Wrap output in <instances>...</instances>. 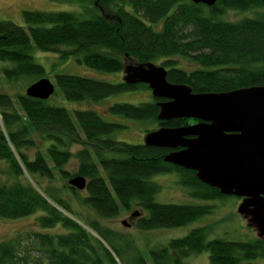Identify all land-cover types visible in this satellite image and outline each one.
I'll list each match as a JSON object with an SVG mask.
<instances>
[{
	"label": "trees",
	"instance_id": "trees-1",
	"mask_svg": "<svg viewBox=\"0 0 264 264\" xmlns=\"http://www.w3.org/2000/svg\"><path fill=\"white\" fill-rule=\"evenodd\" d=\"M81 1L80 12L23 10L24 24L0 18V61L11 63L1 68L7 82L22 79L27 88L45 77V67L33 54L38 49L59 53L63 59L75 57L79 63L106 72L123 71L127 62H153L167 69L169 81L186 84L197 93L264 86L262 0H217L213 6L190 0ZM228 9L254 14L237 21L218 18ZM161 21V29H155L152 24ZM179 58H186L191 66L181 65ZM55 85L66 99L91 103L121 92H152L143 82H113L69 73L57 74ZM159 101L152 95L137 104L116 102L108 111L157 125L147 132L197 120H161ZM125 127L120 121L106 120L93 108L72 111L25 92L12 95L2 88L0 78V160L4 161V166L0 164V220L42 211L37 217L40 227L61 225L67 230H33L0 240V264H119L114 241L122 235L98 219L84 217L76 204L88 205L105 219L140 207L146 214L137 218L136 225L147 230L183 226L211 212L207 205L157 201L161 185L149 179L154 174L176 173L194 196H227L202 182L195 170L166 161L172 149L111 136ZM75 144L81 146L77 151L72 150ZM31 148H36L34 157L27 151ZM73 157L79 162L75 173L65 168ZM56 173L68 181L78 174L86 176L88 194L83 196L68 183L44 185L36 177L53 180ZM26 174L33 181H25ZM3 176L11 181L2 180ZM64 190L73 197H65ZM203 251L209 252L211 264L264 259V237L208 239L206 227H195L152 249L149 257L153 264H184L186 257ZM140 261L145 264L143 256Z\"/></svg>",
	"mask_w": 264,
	"mask_h": 264
},
{
	"label": "rangeland",
	"instance_id": "rangeland-1",
	"mask_svg": "<svg viewBox=\"0 0 264 264\" xmlns=\"http://www.w3.org/2000/svg\"><path fill=\"white\" fill-rule=\"evenodd\" d=\"M81 0H0V18L12 20L18 24H24L22 11L29 9L53 10V11H77L83 10ZM263 8H261L262 10ZM254 11H242L228 9L222 16L230 21H237L247 15H253ZM157 30L161 29L162 21L152 24ZM35 60L41 63L46 70L45 77L52 82H56V75L59 73H69L83 76L95 77L98 79L119 82L124 80L126 71L106 72L91 68L85 64L79 63L75 57L63 59L59 53L45 52L38 49L34 50ZM181 65L190 67V63L186 58H179ZM10 65L0 61V78L2 88L15 95L16 93H26L25 80H19L16 83H9L3 77L1 68L4 65ZM34 77L32 80H36ZM152 97L151 91H129L121 92L104 98L100 103L79 102L66 99L60 87L56 86L55 93L48 99L50 104L65 106L70 110L81 108H93L97 110L106 120H116L127 125V127L115 131L111 136L118 140H125L131 143H145L148 132L147 129L157 128V125L146 120H136L126 118L121 115L109 113L108 107L116 102H131L139 103L150 100ZM37 139V138H36ZM38 141V139H37ZM81 146L75 144L72 147L73 151H77ZM30 157H34L36 148L27 149ZM112 153H108L111 155ZM0 164L4 166V161L0 160ZM79 162L76 157L65 165V168L71 173L78 171ZM39 178L44 185L52 184L57 187H63L69 184L68 179L65 180L60 173H56L53 180ZM25 181H33L32 176L26 174L22 177ZM149 179L161 185L160 191L156 194V200L164 203L177 204H201L211 207V212L201 216L200 218L178 227H164L156 229H141L136 224V217H131V213L139 211L141 215L146 214L140 207L131 209L130 211L122 210L114 218H100L86 204H76V208L82 212L84 217L90 219H98L101 224L112 228L114 231L122 235L121 239L115 240L118 247L117 260L119 264H141L140 256L144 257L145 264H153L149 257L152 249L166 245L171 239L183 237L195 227H206L207 238H225L228 240H252L259 236V232L255 225L250 220L251 217L245 212H241L243 199L236 195H227L226 197L204 198L191 194L189 187L184 186L179 182V177L176 173H158L152 175ZM2 180L11 181L7 176H3ZM70 185V184H69ZM62 194L65 197L72 198L71 191L64 190ZM83 196L88 193L86 190L81 191ZM43 212L38 211L28 216L19 218H4L0 220V240L8 239L17 233H26L33 230L44 232H65L63 226L58 225L54 228H42L37 223V217ZM123 220H126L129 225H124ZM95 235L98 234L95 232ZM98 237V236H97ZM100 237V236H99ZM101 238V237H100ZM110 247V246H109ZM111 248V247H110ZM32 254H37V251H31ZM184 264H211L209 252L203 251L193 253L184 260ZM240 264H264V259L257 258L252 261H243Z\"/></svg>",
	"mask_w": 264,
	"mask_h": 264
},
{
	"label": "water",
	"instance_id": "water-1",
	"mask_svg": "<svg viewBox=\"0 0 264 264\" xmlns=\"http://www.w3.org/2000/svg\"><path fill=\"white\" fill-rule=\"evenodd\" d=\"M190 1L207 6L217 2ZM124 70L126 81L147 83L152 95L161 99L159 119L199 120L148 132L145 144L172 149L166 161L196 170L202 182L224 195L242 197L241 212L251 217L259 237H264V86L197 93L186 84L169 81L167 69L153 62H127ZM55 91V83L42 77L26 88V95L48 100ZM87 183V177L80 174L69 179L81 191ZM140 215L139 211L131 213V217ZM122 223L129 225L126 220Z\"/></svg>",
	"mask_w": 264,
	"mask_h": 264
},
{
	"label": "flooded vegetation",
	"instance_id": "flooded-vegetation-1",
	"mask_svg": "<svg viewBox=\"0 0 264 264\" xmlns=\"http://www.w3.org/2000/svg\"><path fill=\"white\" fill-rule=\"evenodd\" d=\"M199 120L197 119L196 121H194V122H192V123H196V122H198ZM196 171V170H195ZM197 172V171H196ZM239 198H241V199H243L242 197H239ZM136 218H138V217H136Z\"/></svg>",
	"mask_w": 264,
	"mask_h": 264
}]
</instances>
